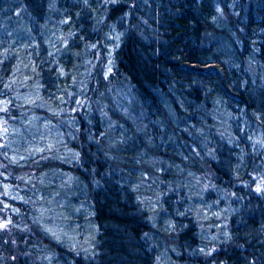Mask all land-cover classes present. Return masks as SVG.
<instances>
[{"label":"trees","instance_id":"16d2710c","mask_svg":"<svg viewBox=\"0 0 264 264\" xmlns=\"http://www.w3.org/2000/svg\"><path fill=\"white\" fill-rule=\"evenodd\" d=\"M0 218V264H264V0H0Z\"/></svg>","mask_w":264,"mask_h":264},{"label":"snow or ice","instance_id":"6c2138e0","mask_svg":"<svg viewBox=\"0 0 264 264\" xmlns=\"http://www.w3.org/2000/svg\"><path fill=\"white\" fill-rule=\"evenodd\" d=\"M257 191H260V189L257 188ZM7 223H9V222H0V229L7 227Z\"/></svg>","mask_w":264,"mask_h":264},{"label":"rangeland","instance_id":"374dc122","mask_svg":"<svg viewBox=\"0 0 264 264\" xmlns=\"http://www.w3.org/2000/svg\"><path fill=\"white\" fill-rule=\"evenodd\" d=\"M27 89H30V87L27 85ZM0 222H4L2 218H0ZM6 228V227H5ZM4 229V228H3Z\"/></svg>","mask_w":264,"mask_h":264}]
</instances>
